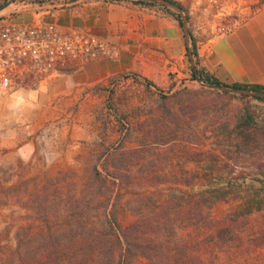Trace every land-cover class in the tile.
Masks as SVG:
<instances>
[{"label":"rangeland","instance_id":"1","mask_svg":"<svg viewBox=\"0 0 264 264\" xmlns=\"http://www.w3.org/2000/svg\"><path fill=\"white\" fill-rule=\"evenodd\" d=\"M10 1L0 0V12ZM251 1L187 9L197 51L205 38L239 25L240 5ZM15 11L22 13L14 5L0 16ZM132 81L120 78L100 90L77 139L51 128L17 151L0 149V264H126L112 214L124 230L144 220L149 239L174 243L175 198L182 209L177 225L190 231L200 217L219 219L243 197L264 199V102L229 98L193 80L174 90ZM244 109L257 125L250 134L256 150L227 140ZM114 183L126 187L118 191ZM229 183L234 192L226 203L189 213L201 194ZM242 223L235 240L214 252L217 258L202 252L210 244L194 255L215 264H264V215ZM134 255L130 264H147Z\"/></svg>","mask_w":264,"mask_h":264},{"label":"crops","instance_id":"2","mask_svg":"<svg viewBox=\"0 0 264 264\" xmlns=\"http://www.w3.org/2000/svg\"><path fill=\"white\" fill-rule=\"evenodd\" d=\"M241 8L245 18L239 25L201 42L200 65L228 86H264V3L252 0ZM174 15L169 8L132 0H83L72 7L47 5L20 13L16 23L53 22L64 33L85 30L117 46L120 54L115 61L69 67L12 97L0 96V149L17 151L51 128L77 139L86 107L114 80L136 75L152 89L172 90L189 83L194 73L190 46Z\"/></svg>","mask_w":264,"mask_h":264},{"label":"trees","instance_id":"3","mask_svg":"<svg viewBox=\"0 0 264 264\" xmlns=\"http://www.w3.org/2000/svg\"><path fill=\"white\" fill-rule=\"evenodd\" d=\"M57 0H37L39 5H46L53 3ZM111 2H119L122 0H109ZM173 2L172 0H170ZM134 4L137 5H147V6H156V4L149 2H140L133 1ZM175 5L179 6L187 15V18L190 22V18L188 16V10L186 7L182 6L179 3L173 2ZM163 7L164 9H168L167 7ZM175 20L179 23V26L183 30L182 19L178 13L174 15ZM191 46L189 56L193 58L195 62L196 74H192V80L197 82V79L204 85L208 86H228L221 83L214 76L207 73L204 69L200 68V61L198 51L196 49V42L192 36ZM136 82L141 79L136 75L133 76ZM146 87L151 88L154 87L150 82L144 81ZM231 87L236 89H248L250 91H258L264 93V86H243V85H232ZM224 96L229 98H240L244 99H254L260 102H264L263 98H253L246 96H237V95H229L223 93ZM256 123L249 109H244L243 114L241 115L239 121L236 123L232 134L230 133L227 136V140L231 143H235L237 145V149H253L257 148L254 145L256 143L255 140L250 139V134L256 130ZM235 135V136H233ZM263 157L258 156L255 158V164L259 162ZM233 170V169H232ZM230 182V181H229ZM115 187L118 191L122 190L123 187H126L123 184L117 185L114 183ZM191 185H186L185 188L190 189ZM182 193L184 196H189V190L180 191L175 187V192ZM232 187H230V183L227 188L209 190L205 193L201 194V199L193 201V205H189L191 209H189V213L194 210H198V214L201 212V206L208 210H212L215 204L226 203L228 201V196L233 194ZM207 198V199H206ZM215 198V199H212ZM238 205L231 208L228 214L223 215L219 219H214L209 213L206 217H200L197 219V225H194V229L191 231L188 230L190 227H185V229L181 230L177 222L179 220V214L182 209H180L177 205V199L175 198V241L174 243L170 242H158L156 239L151 240L147 237L145 233V229L147 228L144 220H139L137 223L133 224V226L129 229L124 230L120 223L118 216L116 214H112L111 221L116 224L118 228V232H114V237L116 239V243L120 245L122 251L123 246L125 247L124 253L121 255V258H124L127 262L126 264H130V259L136 255H141L146 261L147 264H215L210 259H206V261L197 258L196 254L197 250L201 246H206L205 244H210L206 246V250L202 251L203 253L210 258H217V255H214L215 251H223V247L226 244H229L233 240H235V230L239 224H243L242 221H248L252 216H262L264 215V199L257 198H248L243 197L237 203ZM186 206H184L185 208ZM208 207V208H207ZM188 208V206H187ZM188 210V209H187ZM202 215H197L199 217ZM189 218V217H188ZM110 222V225L111 223ZM188 230V231H187ZM157 231H153L151 236H156ZM200 251V249H199Z\"/></svg>","mask_w":264,"mask_h":264},{"label":"built area","instance_id":"4","mask_svg":"<svg viewBox=\"0 0 264 264\" xmlns=\"http://www.w3.org/2000/svg\"><path fill=\"white\" fill-rule=\"evenodd\" d=\"M83 0H57L39 5L37 0H15L10 6L28 12L47 5L72 7ZM194 14L223 8V0H172ZM17 11L0 18V96L12 97L69 67L80 69L100 60L115 61L120 50L85 30L64 33L53 22L16 23ZM231 29H228L229 32ZM129 79L134 77H128Z\"/></svg>","mask_w":264,"mask_h":264},{"label":"water","instance_id":"5","mask_svg":"<svg viewBox=\"0 0 264 264\" xmlns=\"http://www.w3.org/2000/svg\"><path fill=\"white\" fill-rule=\"evenodd\" d=\"M14 1L15 0H11L9 5L13 4ZM136 1L149 2V3L156 4V5L167 7L169 9L176 11L181 16L183 31L185 34V39H186L187 44L190 46L192 35H191L190 29H189V20L186 16L185 12L179 6L175 5L170 0H136ZM189 52H190V48H189ZM191 60H192V64H193L194 74L197 75L195 63H194L192 57H191ZM197 83H199L203 87L208 88L210 90L219 91V92L229 94V95L246 96V97L263 98L264 99V93L263 92L250 91L248 89H236V88H233L231 86H208V85L202 84L199 79H197Z\"/></svg>","mask_w":264,"mask_h":264}]
</instances>
